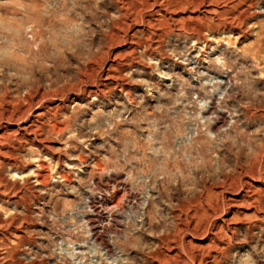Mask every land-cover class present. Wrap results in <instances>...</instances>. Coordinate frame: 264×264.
<instances>
[{
    "label": "rangeland",
    "instance_id": "obj_1",
    "mask_svg": "<svg viewBox=\"0 0 264 264\" xmlns=\"http://www.w3.org/2000/svg\"><path fill=\"white\" fill-rule=\"evenodd\" d=\"M122 1L0 0V264H264V0H171L198 30L149 51ZM112 179L110 257L81 219Z\"/></svg>",
    "mask_w": 264,
    "mask_h": 264
},
{
    "label": "bare ground",
    "instance_id": "obj_2",
    "mask_svg": "<svg viewBox=\"0 0 264 264\" xmlns=\"http://www.w3.org/2000/svg\"><path fill=\"white\" fill-rule=\"evenodd\" d=\"M160 1L161 2H159V0L122 1L120 8V16H119V20L121 21L122 25L119 26L118 28L112 25V32L116 31L117 34L112 33L111 39L116 37L118 43L122 42L120 36L118 35V32L124 30L125 28H129L128 25L129 23H135V24L140 23L143 26H145L148 30L157 29L160 31V35L158 36H156V34H152L149 36L146 44V49L149 51L152 47L151 45L152 42L154 41V37H157L158 43H160L165 39V37H167L170 34H174L175 32L184 33V34H188V33L191 34L194 32L193 30L196 28H193V26L188 24V21L192 19H188V20L181 19L176 21V20H172L171 18H168L170 14L171 15L174 14L178 9L181 8V6H183L181 2L171 1V0H160ZM102 5L103 4H101V6ZM147 9H152V11H154L155 9L154 13L157 14V19L154 20L144 19L143 15ZM196 30H198V28ZM109 78L117 83V79H118L117 77L111 76ZM104 87L106 88V86ZM6 94L0 97V107H2L3 105H7L8 107L11 106L5 100L6 99L5 97L7 96ZM42 99L43 97L41 98V100ZM32 104H33L32 102L28 101L26 106L19 107L18 109L17 108L14 109L15 107L12 106V110L10 109L5 112L7 114V116H4L6 117L5 118L6 122L18 123L24 121L25 118L29 115L28 113H30L31 111L30 109L32 107ZM210 111H214V108H211ZM41 116L42 114L37 115L35 118H40ZM35 127L36 126L34 124H30L28 126L27 124H23L20 131L26 135L27 133H30L31 135L33 130H35L34 129ZM12 136H14V134H12ZM5 139H6L5 135L0 136V147H2V142L5 141ZM30 174L33 175V171L29 172V175ZM12 177L22 179L24 178V175L20 173H14ZM111 184H112L111 186H108V184L105 185L102 184L105 190L102 189L103 191H101V193L98 194L99 196H94L89 198V201L87 202V205L89 207V212L82 217L84 220L81 219L82 221H85L86 226L89 228V231L91 232L92 244L95 245L99 244L97 246L102 247V251H105V254L110 257H112L113 254L112 248L104 242V240L102 239V234L107 228L111 226V224L120 225L121 227L123 221L122 222L119 221L120 219H125L126 220L125 223L131 222L132 218L130 219V216L128 217L126 216L127 214L125 210H123L124 207H126L125 209L128 212H130L131 217H135L137 215V210H138L137 209L138 198L136 197L133 198L134 195L133 192L127 187L128 185L123 180L112 179ZM110 187L113 188V191L119 189L123 192L122 198L116 204L113 205H110L113 197L112 195H109ZM125 198L128 199V202L125 203L127 205L125 206L123 204L124 206H122V203L125 200Z\"/></svg>",
    "mask_w": 264,
    "mask_h": 264
}]
</instances>
